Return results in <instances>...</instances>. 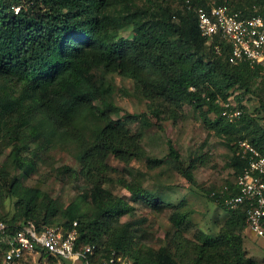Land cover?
<instances>
[{"label":"trees","instance_id":"1","mask_svg":"<svg viewBox=\"0 0 264 264\" xmlns=\"http://www.w3.org/2000/svg\"><path fill=\"white\" fill-rule=\"evenodd\" d=\"M209 2L189 0L187 4V0H182L184 13L176 22L173 19L179 14H174L169 6L156 12L152 9L148 14L140 8L131 10L129 5L116 7L112 0H0V75L24 90V96L19 97L13 93L0 94V143L5 140V144L10 143L9 157L12 160L11 166L0 168V202L4 197H10L15 199L16 205L11 218L0 220L10 227L26 221L39 227H58L59 221L66 219L62 224L64 230L70 229L76 221L80 233L78 247L98 245L93 260L107 257L110 250L115 249L137 264H184L165 248L153 258H143L140 253L133 252L127 229L117 227L130 207L100 185H96L92 192L94 211L86 215L76 202L66 210L60 209L48 192L25 185L16 174H12V170L31 175L36 168V154H24L23 151L28 149L25 140L31 137L38 141L47 136L35 125L23 128L33 115V107L27 99L39 104L43 101L42 95L48 94L56 100L58 110V113L49 112L50 118L71 119L70 115L75 114L77 106L91 101L102 91L94 80L97 66L134 78L143 89L155 87L153 91L157 97L188 102L196 108L207 105L205 115H216L213 127H219L221 132L239 131L237 125L244 130L250 129L255 119L242 112L238 121H229L222 115L218 96L221 94L227 100L230 91L236 87H245L249 91L248 81L261 71L264 77V69L244 61L232 64L229 44L220 36L216 37L214 44H207L199 29L195 9L207 8ZM218 3L227 4L245 17L264 12V0ZM255 6L259 9L254 10ZM128 26H132L133 37H120V30ZM207 85L214 88L206 94ZM98 112L106 119V125L93 138L82 134H76L75 138L81 148L82 172L88 178L109 156L130 161L140 152L138 147L126 145L119 138L118 130L123 129L125 121L112 119V111L98 109ZM250 133L249 141L264 154V129L254 128ZM239 141L233 148L231 163L237 174L247 164L236 155ZM171 150L174 153L173 147ZM2 153L0 144V157ZM227 186L230 193L226 192L225 197L238 192L234 183ZM136 195L152 207L161 209V202L154 198L145 193L139 196L137 192ZM214 197L226 208L221 194ZM227 210L231 216L217 239L208 238L203 245L194 244L192 264H254L246 260L236 234L247 225L246 214L243 209ZM104 235L107 236L105 246L99 244ZM41 255L50 256L45 252Z\"/></svg>","mask_w":264,"mask_h":264},{"label":"rangeland","instance_id":"2","mask_svg":"<svg viewBox=\"0 0 264 264\" xmlns=\"http://www.w3.org/2000/svg\"><path fill=\"white\" fill-rule=\"evenodd\" d=\"M112 1L116 7L129 5L131 10L140 8L148 14L152 9L156 12L169 6L174 14H179L175 15L177 19H173L176 22L184 13L182 0ZM258 9L254 7V10ZM119 36L131 39L132 26L120 30ZM260 73L248 81L249 91L245 87H236L230 91L227 100L221 94L218 96V101L235 104L255 119V124L248 130L237 125L239 131L221 132L219 127H213L216 115H205L207 105L196 108L188 102L157 97L153 91L155 87L150 88L149 85L150 90L143 89L134 78L97 66L94 80L102 91L91 101L77 106L75 114L70 115L71 119L50 118L49 112L58 113V110L56 100L48 94L42 95L43 101L39 104L27 99L33 107V115L23 128L37 126L46 133L47 141L44 138L38 141L31 137L26 139L28 149L23 152L27 156L36 154L35 171L27 176L14 169L12 174L27 186L48 192L60 209L66 210L76 202L80 204L82 214L86 215L94 211L92 192L96 185H100L130 207L117 227L127 229L133 252L140 253L143 258H153L165 248L180 263L192 264L194 244L203 245L208 238L217 239L231 216V212L219 204L212 193L221 192L236 180L237 173L231 163L237 142L240 138L251 140L250 131L254 128L264 129V77L263 72ZM21 88L0 75V94L24 96ZM207 88L206 94L214 87L207 85ZM98 109H105L108 113L112 111V119L125 121L123 129L118 130L119 138L126 145L138 147L140 152L130 161L111 155L101 167H95L92 177L88 178L82 172L81 148L75 138L76 134L93 138L106 125V119ZM5 142L0 143L3 149L0 168L11 166L12 162L10 143ZM135 191L139 196L145 193L161 202V209L152 207ZM15 208V199L4 197L0 202V218H11ZM65 221L60 220L58 227L63 229ZM236 234L246 260L264 264V239L257 238L247 225ZM102 241L100 245L106 243V235ZM19 264L81 263L39 254L27 256Z\"/></svg>","mask_w":264,"mask_h":264},{"label":"built area","instance_id":"3","mask_svg":"<svg viewBox=\"0 0 264 264\" xmlns=\"http://www.w3.org/2000/svg\"><path fill=\"white\" fill-rule=\"evenodd\" d=\"M195 12L207 44H214L216 37L220 36L229 44V61L232 64L244 61L264 69V12L245 17L227 4L216 1H210L207 8H196ZM218 103L223 108L222 115L229 121L240 119L242 111L235 104ZM236 155L247 161L234 182L238 192L225 197L226 192H229V187L225 186L219 194L224 197L227 209H243L249 231L257 238L264 239V154L244 139L239 141ZM216 194L213 192L212 196ZM79 237L76 221L70 229L64 230L49 225L39 227L32 221L10 227L4 220H0V264H19L27 256L43 252L61 259L79 261L81 264H137L115 249L110 250L107 257L93 260L98 245L78 247Z\"/></svg>","mask_w":264,"mask_h":264}]
</instances>
